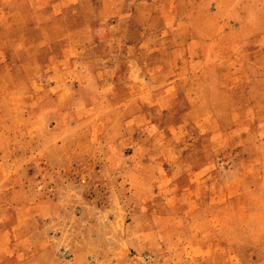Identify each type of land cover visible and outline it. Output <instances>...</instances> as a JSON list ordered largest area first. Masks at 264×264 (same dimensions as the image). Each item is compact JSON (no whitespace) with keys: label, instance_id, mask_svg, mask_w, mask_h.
Here are the masks:
<instances>
[{"label":"rangeland","instance_id":"374dc122","mask_svg":"<svg viewBox=\"0 0 264 264\" xmlns=\"http://www.w3.org/2000/svg\"><path fill=\"white\" fill-rule=\"evenodd\" d=\"M0 264H264V0H0Z\"/></svg>","mask_w":264,"mask_h":264}]
</instances>
